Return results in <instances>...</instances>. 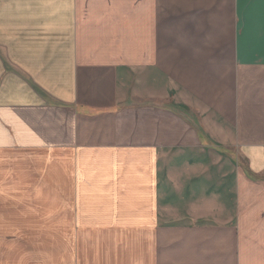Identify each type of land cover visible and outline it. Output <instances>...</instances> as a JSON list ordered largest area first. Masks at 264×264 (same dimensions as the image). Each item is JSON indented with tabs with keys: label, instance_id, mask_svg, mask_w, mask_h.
<instances>
[{
	"label": "crops",
	"instance_id": "0c3cea01",
	"mask_svg": "<svg viewBox=\"0 0 264 264\" xmlns=\"http://www.w3.org/2000/svg\"><path fill=\"white\" fill-rule=\"evenodd\" d=\"M0 264H264V0H0Z\"/></svg>",
	"mask_w": 264,
	"mask_h": 264
}]
</instances>
